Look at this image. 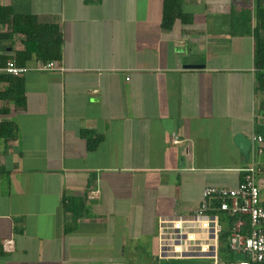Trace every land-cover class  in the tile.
<instances>
[{
	"label": "crops",
	"instance_id": "1",
	"mask_svg": "<svg viewBox=\"0 0 264 264\" xmlns=\"http://www.w3.org/2000/svg\"><path fill=\"white\" fill-rule=\"evenodd\" d=\"M256 5L183 0L191 22L167 29L163 0H0L64 37L61 70L29 62L26 105L0 101L18 128L0 143V264L172 262L157 258L159 220L237 188L249 161L236 135L264 138ZM7 33L0 56L24 49Z\"/></svg>",
	"mask_w": 264,
	"mask_h": 264
},
{
	"label": "built area",
	"instance_id": "2",
	"mask_svg": "<svg viewBox=\"0 0 264 264\" xmlns=\"http://www.w3.org/2000/svg\"><path fill=\"white\" fill-rule=\"evenodd\" d=\"M30 70L9 61L0 66V74L22 76ZM40 71L61 70L55 61L43 63ZM248 166L243 170L242 182L237 188L208 187L198 209L187 215L162 218L158 223L157 258L161 262L200 260L209 264H264V205L258 173L263 163L264 138L255 134ZM176 137L174 143H179ZM236 217L228 246L245 258L226 260L220 256L219 239L222 232L221 214ZM125 264V263H105Z\"/></svg>",
	"mask_w": 264,
	"mask_h": 264
},
{
	"label": "trees",
	"instance_id": "3",
	"mask_svg": "<svg viewBox=\"0 0 264 264\" xmlns=\"http://www.w3.org/2000/svg\"><path fill=\"white\" fill-rule=\"evenodd\" d=\"M92 0H87L91 2ZM180 19L183 23H190L192 18L183 11V0H163V28L172 29L176 20ZM256 27L250 33L254 35L255 46V70L257 77V89L264 95V0H257L256 12ZM0 23L8 24L10 33L5 34L9 39L13 38L14 34H20L24 38V49L16 51L13 56L7 55L5 51L3 56H0V66H5L10 60L15 61L18 66H26L34 60L50 62L61 61L63 57L64 37L61 27L58 24H42L34 14H18L13 8L0 7ZM0 83L7 84L6 88L0 90V101L12 102L16 106H25L26 97L21 76H13L9 74H0ZM259 112H264V100L261 102ZM9 113L7 108L0 109V115ZM87 132H83L87 136ZM264 135V131L262 132ZM18 136V128L13 122L0 120V143L2 141H10ZM90 147L94 146L90 142ZM65 208L71 209L72 199L67 198ZM236 217H232L228 213L221 214L222 232L220 234V256L226 260H235L245 258V255L235 254L230 251L228 242L230 238L233 222ZM172 261L168 264H193L194 262ZM207 262V261H206ZM199 263V262H198ZM209 263V262H208Z\"/></svg>",
	"mask_w": 264,
	"mask_h": 264
},
{
	"label": "water",
	"instance_id": "4",
	"mask_svg": "<svg viewBox=\"0 0 264 264\" xmlns=\"http://www.w3.org/2000/svg\"><path fill=\"white\" fill-rule=\"evenodd\" d=\"M235 143L242 151L245 160L248 162L250 159V152L252 147L251 140L243 134H237L235 137Z\"/></svg>",
	"mask_w": 264,
	"mask_h": 264
}]
</instances>
